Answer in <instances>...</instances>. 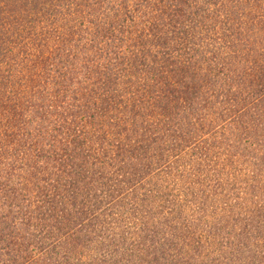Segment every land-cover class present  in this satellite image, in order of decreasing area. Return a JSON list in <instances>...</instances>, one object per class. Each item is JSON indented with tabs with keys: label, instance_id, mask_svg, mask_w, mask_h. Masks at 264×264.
Wrapping results in <instances>:
<instances>
[{
	"label": "trees",
	"instance_id": "1",
	"mask_svg": "<svg viewBox=\"0 0 264 264\" xmlns=\"http://www.w3.org/2000/svg\"><path fill=\"white\" fill-rule=\"evenodd\" d=\"M263 222L264 0H0L7 247L245 264Z\"/></svg>",
	"mask_w": 264,
	"mask_h": 264
},
{
	"label": "rangeland",
	"instance_id": "2",
	"mask_svg": "<svg viewBox=\"0 0 264 264\" xmlns=\"http://www.w3.org/2000/svg\"><path fill=\"white\" fill-rule=\"evenodd\" d=\"M241 139H242V137H241ZM239 149L241 150L240 147H239ZM25 204L26 203L24 202V205ZM256 216H257V212H255L253 217H256ZM257 220H258V218H255V221H257ZM262 225H264V222L262 223ZM262 227L264 228V226H262ZM7 229H8L7 226H5L3 228V230L0 229V234L8 233L9 231H11L13 233V239L14 240H10L6 237L3 242H0V264H43L42 262H39V259L40 258L47 259L50 256L48 254L52 255V254L59 251L58 254H60L61 256L64 255L63 248L60 249L59 247H56V245L58 246V243L60 242V241H57L56 238L53 242V248L49 249V252L52 250L51 253H49L48 251H46L45 253H41L40 250L35 251L31 247H28V246H27V248H25L24 246H22L23 244L19 245L18 247H16V245H14V247L13 246L7 247V245L11 241H12V243L16 244L17 239H18L19 244L24 242V241L19 242V239L21 237V230H19V228L17 230L16 227L13 225V226L9 227V230H7ZM50 230H51V228H50ZM66 230H68V231H64L65 234L62 237L61 242H64L66 239L65 236H68V234H70L71 231H73V229H66ZM58 232H60V230L58 228H54L50 234H52V236H54V235H57ZM262 234H264V230H263ZM70 236H71V234H70ZM262 237H263V239L260 240V242L262 243V246L259 249H262V252H264V235ZM253 247H254V244H251V248H253ZM173 253L174 252H172V254ZM251 254L248 255L246 253L247 262L245 264H264V257H263L264 254L259 255V257H256V255L253 256ZM45 264H48V263L45 262ZM172 264H178V262L175 261Z\"/></svg>",
	"mask_w": 264,
	"mask_h": 264
}]
</instances>
